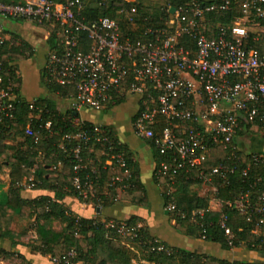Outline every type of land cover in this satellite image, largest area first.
I'll use <instances>...</instances> for the list:
<instances>
[{
  "label": "built area",
  "instance_id": "obj_1",
  "mask_svg": "<svg viewBox=\"0 0 264 264\" xmlns=\"http://www.w3.org/2000/svg\"><path fill=\"white\" fill-rule=\"evenodd\" d=\"M115 1L130 4L129 12H136L137 0ZM163 2L162 26H148L143 38L132 39L122 37L119 23L113 18L87 19L82 0H0V46L14 43L2 20L47 24L49 35L54 30L55 49L46 51L44 80L67 90L70 109L103 111L114 103L115 96L138 95L132 120L134 132L140 138L153 139L164 157L154 166V177H165L172 185L184 172L198 183L197 195L207 200L205 208L189 212L169 201L168 211L202 224L206 212L233 208L254 223L252 233L264 234V183L258 187L264 176V151H247L239 144L242 135L251 134L256 128L252 134L264 138V0H236L240 16L230 25H219L214 36L205 34L203 23L209 14L228 10L231 0H189L177 5ZM183 34L188 35L190 45L182 41ZM4 70L0 56V123L12 121L17 111L14 78L2 83ZM14 77H19L18 69L14 70ZM28 103L32 116L38 107L33 99ZM49 126L48 121L45 127ZM93 131L65 135L80 141L72 148L77 160L72 185L83 202L92 196L94 188L90 177L82 179L78 171L88 167L95 173L96 167L89 165L90 159L87 163L81 157L82 144L88 145L92 139L105 141L110 150L112 143L100 126ZM24 132L37 141L29 123ZM215 146L229 149L231 154L224 161L204 167ZM109 150L103 151L108 156L105 163L125 167L123 153ZM250 172L256 173L255 177L235 198L222 200L216 196L219 187L229 183L230 175L238 174L244 181ZM121 180L114 177V181ZM252 189L258 192L253 200ZM171 191L172 188L169 195ZM105 226L120 237L134 239L140 224L109 219ZM219 226L230 248H234L235 235L225 212L221 213ZM201 238L205 239L204 233ZM151 249L171 252V247L158 239H154ZM74 255V249H70L60 259H51L74 264ZM133 264L154 263L138 259Z\"/></svg>",
  "mask_w": 264,
  "mask_h": 264
},
{
  "label": "trees",
  "instance_id": "obj_2",
  "mask_svg": "<svg viewBox=\"0 0 264 264\" xmlns=\"http://www.w3.org/2000/svg\"><path fill=\"white\" fill-rule=\"evenodd\" d=\"M5 2H18L20 0H2ZM161 1V0H160ZM189 0H168L171 5L186 2ZM205 1V0H202ZM213 0H207L206 3ZM83 13L86 18L91 20L99 16H107L115 19L120 26L122 37L143 38L144 31L148 26H162V18L165 16L161 10L164 4L163 0L158 6L153 8L152 4L142 0L136 1V12L131 13L130 4L118 2L115 0H82ZM124 8L123 11H120ZM240 8L236 0H231L230 8L226 11L211 13L203 23V30L206 35L214 36L217 33L219 25H230L240 16ZM264 24V20H261ZM42 27L50 28L47 24ZM54 30L47 36V51L55 49ZM182 41L191 44L188 35L183 34ZM30 49V45L25 40L13 43L9 47L0 46V56L5 63L6 70L2 71V83H7L8 78H14L13 83L16 87L17 111L12 121L0 123V169L9 168L10 186L6 193L4 205L11 207L17 212H24L27 216L36 214L35 224L33 225L36 234L35 247L41 253L49 254L51 258L60 259L70 249H74L75 255L72 258L74 264H133L135 254L133 250L127 247L126 241L142 245L146 252L144 259L152 261L154 264H164L176 261L178 264H262L245 261H229L224 258H218L210 254L190 251L182 247H171V252H162L152 250L154 237L150 235L148 228L139 226L137 238L120 237L114 230L105 226L107 220L95 218H86L79 216L69 210L60 201L65 195L72 194L82 201V197L72 185L73 166L77 161L73 155L72 148L80 141L68 139L67 134H74L81 130L93 131L96 126H100L104 134L109 137V144L105 141H95L92 139L89 144H82L81 157L84 161L91 160L89 165L96 167V172L92 173L90 168H82L78 171L79 176L85 179L86 175L93 182L94 192L86 202L92 203L95 208L105 207L113 204L116 200H128L133 204L147 205L148 200L144 187L139 180L138 167L132 159V152L126 145L121 143L115 130L109 125H97L88 120L77 119L78 115L70 108L64 112L58 111L53 99L47 96H38L34 98L35 105L39 108L34 109L33 115H30L28 100L20 93V76L14 77V70L18 68V60L25 59L24 50ZM262 49H264L262 47ZM31 52V51H30ZM41 83L50 91H59L65 94L67 90L60 85L44 80L43 68L40 69ZM123 96H115L114 103L108 108L120 103ZM139 104V103H138ZM76 112V111H75ZM134 117V116H133ZM50 122L49 128L45 127L46 122ZM30 124L35 136L26 135L25 126ZM161 124L154 128L158 132ZM257 128L252 132L256 133ZM94 132V131H93ZM251 133V134H252ZM97 133L94 132V135ZM103 135V134H101ZM13 139L18 142V146L9 145L6 140ZM154 149L155 165L164 157L154 146L153 139H146ZM20 144V145H19ZM91 147L92 150L89 149ZM8 149L13 152L5 155ZM122 152L125 160V167L118 165H109L105 161L108 156L103 151ZM231 154L229 149L220 146L212 148L211 153L205 162L204 167L224 161ZM246 158L245 156H243ZM60 163V164H59ZM34 165H36L35 168ZM33 169V171H32ZM256 174V173H255ZM255 174L250 172L248 177L243 178L238 174H232L229 177V183L220 186L216 196L222 200L235 198L241 190L248 187V183L253 180ZM262 175V174H261ZM32 178L33 187H45L54 192V196H38L33 199H23L18 194L16 183L23 177ZM119 176L121 181H114V177ZM155 178V177H154ZM159 184L164 204L173 201L177 208L189 212L193 208H205L207 200L197 195L196 188L198 183L180 172L176 177V182L170 184L165 178H155ZM264 176L258 187H262ZM196 187V188H195ZM117 188H120L117 192ZM173 188L172 196L168 190ZM257 190H250V196L253 200L257 195ZM225 212L228 216V222L231 226L235 240L234 247L243 246L248 249L264 251V234H254L255 228L253 222L246 221L233 208H223L221 211H208L202 219V224L190 221L188 217L181 218L173 214L174 227L179 232L194 237H201L205 234V240L217 242L224 249H230L223 230L219 226L221 213ZM53 219H58L62 227L58 230L51 225ZM10 218L5 215L4 210L0 209V236L9 234ZM128 224H137L140 218L130 216L124 219ZM3 228V230H2ZM204 229V230H203ZM8 251L0 248V257L6 255ZM23 264H31L25 258H21ZM56 264H63L55 262Z\"/></svg>",
  "mask_w": 264,
  "mask_h": 264
},
{
  "label": "crops",
  "instance_id": "obj_3",
  "mask_svg": "<svg viewBox=\"0 0 264 264\" xmlns=\"http://www.w3.org/2000/svg\"><path fill=\"white\" fill-rule=\"evenodd\" d=\"M2 21L11 41L18 43L20 40H25L29 43L30 48L33 47L34 51H36L37 44L45 43L49 35L45 27L35 25L24 19ZM42 32L43 40L35 37V34ZM18 35H20L19 39ZM43 57L45 60V56ZM30 58L27 57L17 62L21 95L27 100H32L38 96H47L54 100L58 111L64 112L68 110L71 104V97L59 91H50L42 85L41 68L32 70ZM20 63H23V68ZM138 103V95L126 94L120 103L103 111H95L91 117L84 115L82 113L83 110L76 111V114L78 115L77 119L88 120L97 125H109L115 130L119 141L132 152V159L137 164L138 178L144 187L148 204L137 205L128 200L118 199L109 206L95 208L92 203L83 202L75 195L67 194L60 200L63 205L79 216L102 221L106 219L124 220L133 215L137 216L140 218L139 224L147 227L150 235L162 241L168 247H182L190 251L210 254L229 261L239 260L264 264V251L261 252L240 246L224 249L217 242L187 235L175 229L173 214L166 209L160 186L154 178L153 170L156 159L154 149L146 139L137 136L132 127V120L137 111ZM6 142L12 146H18V142L13 139H8ZM239 144L244 150H247L243 147L244 145L251 146L255 144L254 147L247 151H264V138L257 135L251 134L247 142L240 140ZM12 152V149H8L5 155H10ZM35 167L36 165L33 168ZM29 178L31 177L24 176L16 183L18 194L21 198L33 199L42 195L54 196V192L49 188L28 186ZM9 186V168L2 167L0 169V209L4 210L5 215L11 220L9 223V234L0 236V248L8 251L6 255L0 257V263L8 256H11L20 258V260L23 257L31 264H56L49 254L41 253L35 247L36 234L33 225L35 224L36 214L32 213L31 216H27L24 212L19 213L3 204ZM119 190L120 188H117V192ZM172 193L173 188L171 196ZM51 225L56 230L62 227V223L58 219H53Z\"/></svg>",
  "mask_w": 264,
  "mask_h": 264
},
{
  "label": "rangeland",
  "instance_id": "obj_4",
  "mask_svg": "<svg viewBox=\"0 0 264 264\" xmlns=\"http://www.w3.org/2000/svg\"><path fill=\"white\" fill-rule=\"evenodd\" d=\"M146 3H150L152 4L153 8L155 6H158L160 4V0H142ZM20 35H18V39H19ZM35 37L37 38H41V40H43V32L40 33V34H35ZM17 39V41H18ZM46 50H47V45H46V41L45 43L43 44H37L36 46V51H34L33 47H31L30 49H26L24 50V55L27 57H31L30 58V61L32 63V70H38L40 68L43 67L44 65V57L45 56V53H46ZM31 51V52H30ZM21 64V67L23 68V63H20ZM35 74V72H34ZM82 113L84 115H87L88 117H91L92 113H95V111H92V110H89V109H83ZM95 115V114H93ZM94 118V117H93ZM95 119H96V116H95ZM251 137V134H244L241 136V138L239 140H242L244 142H247ZM8 141V139H7ZM255 144H252L251 146L250 145H244L243 147L246 148L247 150L254 147ZM125 243H129L128 244V248H130L131 250H133V253L135 254V259L134 260H138V259H144V257L146 256V252L142 249V245H140V243L138 242L137 244H133V243H130V241H124ZM240 247H244L243 246V243H241V246ZM0 264H23V262L20 260V258H16V257H11V256H8L3 262H1ZM164 264H178L176 261H173V262H167V263H164Z\"/></svg>",
  "mask_w": 264,
  "mask_h": 264
},
{
  "label": "water",
  "instance_id": "obj_5",
  "mask_svg": "<svg viewBox=\"0 0 264 264\" xmlns=\"http://www.w3.org/2000/svg\"><path fill=\"white\" fill-rule=\"evenodd\" d=\"M173 10H174V7L171 8V11H173ZM76 113H77V112L74 111V114H76Z\"/></svg>",
  "mask_w": 264,
  "mask_h": 264
}]
</instances>
